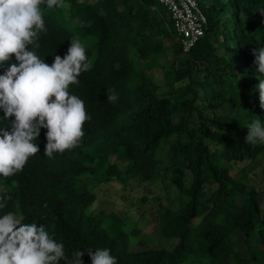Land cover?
<instances>
[{"label":"trees","instance_id":"trees-1","mask_svg":"<svg viewBox=\"0 0 264 264\" xmlns=\"http://www.w3.org/2000/svg\"><path fill=\"white\" fill-rule=\"evenodd\" d=\"M201 8L207 28L188 53L153 0H64L44 14L48 32L38 54L47 63L73 39L55 13L81 21L80 37L95 40L93 58L86 48L92 70L70 86L92 119L80 146L52 159L43 155L41 130L40 153L21 173L0 177V195L11 196L0 214L16 211L25 223L49 226L70 258L106 247L118 264H264V189L245 181V169L231 174L240 163L260 164L264 173V145L244 142L246 123L264 121L252 63V49L264 45V0H201ZM169 51L179 68L163 72L164 84L186 82L173 97L159 95L150 73ZM108 89L116 104L107 101ZM172 137L173 200L138 206L129 229L126 216L97 208L92 187L132 190L165 177L160 148ZM151 211L156 221L143 219ZM151 230L161 246L149 239ZM83 260L91 264L87 253Z\"/></svg>","mask_w":264,"mask_h":264},{"label":"clouds","instance_id":"clouds-1","mask_svg":"<svg viewBox=\"0 0 264 264\" xmlns=\"http://www.w3.org/2000/svg\"><path fill=\"white\" fill-rule=\"evenodd\" d=\"M63 7L64 0H0V177L4 179L21 173L40 153L36 141L42 129L46 130L43 155L52 159L79 147L84 125L92 119L84 100L70 91L93 67L84 42L71 39L64 56L55 54L51 64L38 54L41 37L48 32L44 9ZM252 55L259 81L254 91L264 109V45L254 47ZM106 98L112 104L119 99L114 89L107 90ZM246 128V144L264 145V121L253 119ZM10 200L11 196L0 195V210ZM85 253L91 264H118L106 247L76 250L70 258L49 226L25 223L16 211L0 214V264H84Z\"/></svg>","mask_w":264,"mask_h":264},{"label":"rangeland","instance_id":"rangeland-1","mask_svg":"<svg viewBox=\"0 0 264 264\" xmlns=\"http://www.w3.org/2000/svg\"><path fill=\"white\" fill-rule=\"evenodd\" d=\"M51 10L44 9V14H49ZM54 20L62 25H65L73 34V38H78L86 45V48L92 49L94 57L95 49L94 43L95 40L92 38H83L80 37L78 29L76 28L77 25H81V21L78 19H73L72 17H68L66 14L61 15L59 13L53 14ZM135 62L137 60L135 59ZM142 63H136L135 68H138V65ZM179 68L177 62H175L174 55L171 51L167 53V56L164 59L158 61V65L151 69L150 73L155 78L157 84L159 85V95L160 96H167L173 97L175 96L181 87L185 85L186 82H178L174 85L173 88H169L163 82V72L165 70H172ZM176 138L172 137L168 141H164L160 148V156L163 159V165L169 168L165 177H163L159 182L150 184L147 187H136L132 190L129 186L122 187L121 185L109 186L106 184L97 185V187L90 188L94 191L96 195V203L98 205V209H105L107 211H114L118 216L123 218L124 216L127 217L126 223L124 224L126 229L131 228L134 223L138 220L137 215L135 214L134 210L138 208L140 205H154L158 199H164L166 201L173 200L176 195H178V189L175 185H173L170 181V177L172 176V168L175 166V162L171 156L170 146L173 142H175ZM252 164H244L240 163L233 166L231 174L233 176L239 175V171L241 169H245L247 175L245 177V181L257 188V189H264V173H263V166L260 164H255L252 167ZM145 198L146 202L143 203V199ZM264 205V202H263ZM150 221H156V216L154 211L149 213V217H143ZM142 219V220H143ZM150 235L148 236L149 239L156 240V246H161L162 241L160 240L156 231L148 232Z\"/></svg>","mask_w":264,"mask_h":264},{"label":"built area","instance_id":"built-area-1","mask_svg":"<svg viewBox=\"0 0 264 264\" xmlns=\"http://www.w3.org/2000/svg\"><path fill=\"white\" fill-rule=\"evenodd\" d=\"M165 8L179 39L183 53H188L204 35L207 18L201 0H153Z\"/></svg>","mask_w":264,"mask_h":264}]
</instances>
